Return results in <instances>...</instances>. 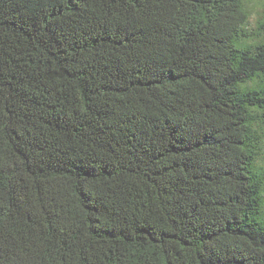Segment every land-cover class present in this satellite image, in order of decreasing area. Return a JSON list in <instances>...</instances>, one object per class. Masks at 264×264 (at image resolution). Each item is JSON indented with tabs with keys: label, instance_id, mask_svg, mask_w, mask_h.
Here are the masks:
<instances>
[{
	"label": "trees",
	"instance_id": "16d2710c",
	"mask_svg": "<svg viewBox=\"0 0 264 264\" xmlns=\"http://www.w3.org/2000/svg\"><path fill=\"white\" fill-rule=\"evenodd\" d=\"M245 0H0V264H264V22Z\"/></svg>",
	"mask_w": 264,
	"mask_h": 264
},
{
	"label": "rangeland",
	"instance_id": "374dc122",
	"mask_svg": "<svg viewBox=\"0 0 264 264\" xmlns=\"http://www.w3.org/2000/svg\"><path fill=\"white\" fill-rule=\"evenodd\" d=\"M245 4L250 17L255 16L254 26L249 17V28L255 30L259 27L260 22H264V0H245Z\"/></svg>",
	"mask_w": 264,
	"mask_h": 264
},
{
	"label": "clouds",
	"instance_id": "9594fccd",
	"mask_svg": "<svg viewBox=\"0 0 264 264\" xmlns=\"http://www.w3.org/2000/svg\"><path fill=\"white\" fill-rule=\"evenodd\" d=\"M250 22L253 24L255 23V16L250 17ZM258 163L261 164V166H264V157H259L258 158Z\"/></svg>",
	"mask_w": 264,
	"mask_h": 264
}]
</instances>
